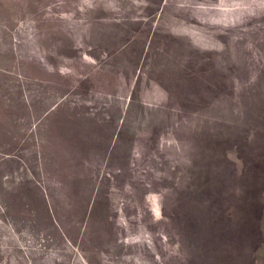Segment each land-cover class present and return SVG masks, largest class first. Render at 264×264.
I'll return each instance as SVG.
<instances>
[{"label":"rangeland","instance_id":"obj_1","mask_svg":"<svg viewBox=\"0 0 264 264\" xmlns=\"http://www.w3.org/2000/svg\"><path fill=\"white\" fill-rule=\"evenodd\" d=\"M0 264H264V0H0Z\"/></svg>","mask_w":264,"mask_h":264},{"label":"bare ground","instance_id":"obj_2","mask_svg":"<svg viewBox=\"0 0 264 264\" xmlns=\"http://www.w3.org/2000/svg\"><path fill=\"white\" fill-rule=\"evenodd\" d=\"M112 258V257H111Z\"/></svg>","mask_w":264,"mask_h":264}]
</instances>
